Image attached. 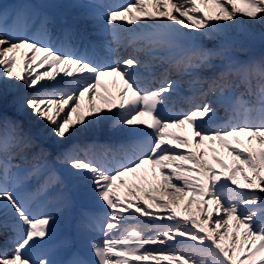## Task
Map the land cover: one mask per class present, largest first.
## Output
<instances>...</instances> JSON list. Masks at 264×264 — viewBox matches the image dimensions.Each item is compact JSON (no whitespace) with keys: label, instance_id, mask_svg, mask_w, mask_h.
<instances>
[{"label":"snow or ice","instance_id":"obj_1","mask_svg":"<svg viewBox=\"0 0 264 264\" xmlns=\"http://www.w3.org/2000/svg\"><path fill=\"white\" fill-rule=\"evenodd\" d=\"M241 17L264 24V0H134L110 10L106 17L114 38L116 29L125 27L122 22L137 21L141 22L138 28L151 26L177 34V40L186 42L187 47L158 41L168 49V54L159 58L186 75L197 69H219L218 75L207 81L208 92L218 94L216 103L231 104L232 96H226L225 91L235 95L244 88L235 96V122L227 123L218 122L217 108L211 103L166 114L172 94L178 91L177 81L166 77L165 84L151 90L139 78L141 67H149L139 58L113 66L58 46L49 36L51 18L38 7L29 6L11 28L0 24V215L13 212L18 223L12 227L26 226L12 251L0 248V264H264V55L241 61L227 44L203 48L196 36L177 27L203 36L243 23ZM214 58L223 63L214 65ZM46 64L54 71H36ZM29 68L32 72L25 76L23 72ZM61 72L70 78L68 87L37 92L22 103L13 101L24 120L5 114L7 81H22L29 88L44 81L40 84L43 88L48 81L64 84V77L56 80ZM254 75L259 78L255 86ZM103 76L122 81L118 100L107 85H103L107 95L100 91ZM193 83L202 81L197 76ZM85 93H93L87 112L82 105ZM96 97L104 100V107L95 103ZM113 108L117 112H112ZM110 115L117 117L114 126L132 134L122 146L123 162L109 161L107 153L100 159L89 158L87 151L81 155L78 145L61 149L53 157L60 141L90 130ZM33 116L45 121L51 132L26 129L25 120L31 124ZM52 137V145L46 146L43 141ZM224 152L231 162L221 154ZM16 159L30 162V168L22 169L13 163ZM54 161L70 167L69 179L90 181L96 197L110 210L108 222H100L104 239L87 246L94 260L80 254L67 262L54 259L45 249L54 235L55 218L34 213L31 198L15 190L44 173L48 179L41 190L47 191L53 180L61 184ZM146 166H151V176ZM10 180L12 190L8 188ZM121 187L130 195L121 196ZM140 191L147 198L139 195ZM153 191L165 195H152ZM149 201L167 209L172 222L157 223L156 217L162 218V214L154 212ZM193 211L202 215L186 214ZM136 214L151 218L153 228L134 226L117 237L121 222ZM96 226L88 218L82 230L88 232ZM8 227L6 222L0 223V231Z\"/></svg>","mask_w":264,"mask_h":264},{"label":"bare ground","instance_id":"obj_2","mask_svg":"<svg viewBox=\"0 0 264 264\" xmlns=\"http://www.w3.org/2000/svg\"><path fill=\"white\" fill-rule=\"evenodd\" d=\"M0 0V24H6L8 27L14 26L17 20V16L25 13L29 6H35L41 9L47 14L52 20V24L49 25V36L53 42L57 44H68L69 48L76 52L78 55H86L94 60H99L101 63H110L113 66L115 63H123L124 60L128 58H134L136 56H141L140 61L144 64L149 65L148 68L141 67L139 78L145 80L146 84L149 82V87L154 90L161 85L165 84V78L178 82V91L172 94L168 103V112L166 114H176L177 110L179 112H187L192 110L194 106V98L203 95L204 90L207 88V81L209 77L213 75H218L219 69L215 72L213 69L204 68L197 69L193 75L182 74L180 71L173 66V64L167 62L166 60H161L159 57L166 56L168 54V49L166 44L156 43L158 41H169L183 43L187 47V43L184 41L177 40V34L171 31H163L151 26L138 28L141 22L137 21L136 24L124 23L125 27L118 28L115 31V37L119 36L123 42L124 46L119 43L117 38H114V33L112 26L107 22V13L117 7L127 6L129 3H133L134 0H36L35 2L28 3H18V2H8L2 3ZM110 1H113L110 3ZM102 6H106V12L101 11ZM148 7L155 11L151 5ZM209 11L213 9L209 8ZM243 23L228 27L226 29H221L213 31L208 35L198 36L195 30H189L183 28V26H177L182 28L183 32L188 33L189 36H196L197 43L206 49L215 48L221 44H227L231 49L239 46L241 48L243 45L251 44L256 47L255 59H259L264 55V24L260 23H250L248 18H242ZM136 32L145 33L143 36L138 38L130 39L131 35ZM210 40V42H205ZM134 49L136 51H134ZM239 50V49H238ZM237 50V52H238ZM232 51L233 55L241 61L245 60V55ZM212 63L216 66L221 65L223 62L219 58H214ZM33 67H36L33 65ZM61 68L64 65L60 66ZM36 71L43 72H53L49 65H43L42 67L36 68ZM165 71L168 72L166 75ZM32 72L29 68L24 71L23 74L27 76ZM199 76L202 83L195 84L193 81ZM64 77V84L55 85L53 81H48L43 88L40 84H44L41 81L37 86L33 88L27 87L22 81H17L14 92L10 94L7 98V103L12 107L13 111H16V105L13 101L22 103L25 99L30 98L37 92L49 93L55 91L57 87H68L70 78L65 77L64 73H59L56 76V80H60ZM254 78L259 79L254 75ZM103 81L100 91L106 92L103 85H107V88L111 90V93L119 99L118 93L122 81L116 76H103L101 77ZM9 82H7V86ZM240 92L244 91V88L239 89ZM229 90H226L228 92ZM215 97H218L217 93H214ZM93 93H85L82 100L83 110L89 111V102L92 98ZM247 98V97H245ZM95 103L104 107L105 102L100 97H96ZM185 103V104H183ZM217 108V115L219 117V123H226V121L233 120L230 118V112L235 110V100L233 101L230 109L224 104H213ZM67 111V109H66ZM112 112H117L116 108L111 110ZM18 114V113H17ZM64 113L60 115L63 116ZM75 116V114H73ZM254 115V114H253ZM18 119L24 120L23 116L18 114ZM117 117L111 116L110 119H106L95 124L90 130L86 132H81L73 135L71 138L60 141L59 146L53 150V157L61 149L71 148L74 145H78L81 151V155L84 151L88 152L89 158L100 159L104 157L107 153V159L113 162H120L119 157L124 159V151L122 146H126L132 137L126 129L121 128L116 125ZM31 127L33 132L37 129H44L45 132H51L45 121L37 120L36 117H31V124L25 120V128ZM176 132H181V129H174ZM55 137L50 140L43 141L46 146H51ZM112 146L115 147L116 151L110 150ZM94 153V155H93ZM225 155L226 159L231 162V157L227 156L226 152L221 153ZM211 156V153H209ZM97 157V158H96ZM16 161V160H14ZM18 164L22 169L30 168L31 164L28 161H19ZM55 169H58L57 176H59L62 181L61 184L56 183L54 180L51 185L47 188V191L41 190V185L45 183L48 179L47 173H44L38 177H32L28 179L24 185H21L16 191L26 194L31 198V208L36 214L51 215L55 218V231L52 240L49 245L46 246V251H49L50 255L57 261L67 262L75 255L78 254L79 247L85 246L83 241L78 238L80 235L84 234V231L80 226L85 221L86 218L82 216L88 214L90 220L94 221L97 225L92 231L93 240L99 242L104 239V233L101 230L104 225L100 222H108L109 209L107 206L100 201L90 186V181H84L82 186L78 185L77 181L69 179V174H64L67 164L60 161H54L53 164ZM148 168V175L151 176V166H146ZM64 174V175H63ZM141 175L144 174L141 170ZM65 176L66 182L70 184V192H65L66 182L61 179ZM36 178V179H35ZM129 182L132 181V176L127 177ZM242 179V177H241ZM69 181V182H68ZM11 186L8 185L9 190ZM34 190L36 192H34ZM120 195H130L125 187L119 189ZM152 192V195L157 193L158 195H165L161 192ZM139 195L147 198L144 191H140ZM154 205L153 211L162 214L156 217L157 223L168 222L167 209L155 206V202L149 201ZM195 208V205H194ZM77 211V213L75 212ZM187 215H202L199 212L186 213ZM127 215V214H126ZM6 222L9 227L6 230L0 231V248H5L9 252L13 250L15 246V241L21 238V231H26V226L24 229H14L12 226L18 223V217L15 216L13 212H9L7 216L0 215V223ZM117 223L116 221H111ZM122 226L117 232V237L126 228H132L134 226H139L145 230L153 228L151 218L142 216L141 214H136L135 217H129L127 220L121 222ZM1 244V243H0ZM163 248V245H157ZM177 249L180 245H175ZM86 252L91 253L90 248L85 247ZM89 259V257H88ZM149 264H155V262H149ZM161 264H169L167 261H162Z\"/></svg>","mask_w":264,"mask_h":264},{"label":"rangeland","instance_id":"obj_3","mask_svg":"<svg viewBox=\"0 0 264 264\" xmlns=\"http://www.w3.org/2000/svg\"><path fill=\"white\" fill-rule=\"evenodd\" d=\"M11 1H12V2H18V3L20 4V3H28V2H32V1L35 2L36 0H2L1 2H2V3H8V2H11ZM242 18H246V17H242ZM205 42H210V40H206ZM238 49H239V46H237L236 48L231 49V50L237 52ZM242 49H250L252 52H254L255 49H256V47H255L254 45H251V44H246V45H244L243 48H241V50H239V51L237 52V53L242 54V55L244 56L245 53L242 51ZM7 82H9V85L6 87V95H5V101H4V112H5V114H7L8 116H16V117L18 118V114H17L16 112H14L13 109H12V107L7 103V98H8V96H9L10 94H12V93L14 92V88H15V85H16V82H17V81L9 80V81H7ZM19 161H21V160H20V159H16V161H13V163L18 164ZM54 170H55V173H58V169H55V168H54ZM12 171L15 172L16 169H13ZM70 172H71V169H70V167L68 166V167L66 168L64 174L66 175V174H69ZM64 174H63V175H64ZM35 179H36V178H35ZM61 179H62L63 181L66 182L65 176H62ZM73 180H74V181H77L79 186H82V185H83V182H81L78 178H75V179H73ZM68 182H69V181H68ZM8 185L11 186L10 188H11V190H12V189H13V184H12V181H11V180L9 181ZM18 188H19V187H18ZM18 188H16L15 190H17ZM64 191H65V192H70V184L67 183V182H66V188H65ZM34 192H36V191L34 190ZM154 193H155V192H154ZM155 195H158V194L155 193ZM75 212L77 213V211H75ZM79 213H82V216L85 217L86 219L89 218L87 214H84L83 212H79ZM85 233H87V232H85ZM78 239H79L80 241H83V242L85 243V246L79 247V249H78V254L83 255L84 258H87V259H88V257H89L90 260H94V259H95L94 255H93L92 253H90V254L88 255V253H86V251H85V247H87V246L91 243V241H93V238H87V237H86V234H84L83 237L81 236V238H78ZM87 248H90V247H87ZM90 250H91V249H90Z\"/></svg>","mask_w":264,"mask_h":264}]
</instances>
